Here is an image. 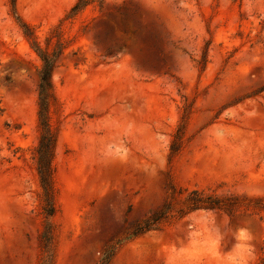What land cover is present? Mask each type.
<instances>
[{"label":"rangeland","instance_id":"rangeland-1","mask_svg":"<svg viewBox=\"0 0 264 264\" xmlns=\"http://www.w3.org/2000/svg\"><path fill=\"white\" fill-rule=\"evenodd\" d=\"M76 1L15 9L43 46ZM62 38L53 244L43 249L40 62L0 0V264H257L264 217L249 211H197L132 232L170 187L264 198V0H104L65 22ZM110 142L126 152L107 158Z\"/></svg>","mask_w":264,"mask_h":264},{"label":"trees","instance_id":"trees-1","mask_svg":"<svg viewBox=\"0 0 264 264\" xmlns=\"http://www.w3.org/2000/svg\"><path fill=\"white\" fill-rule=\"evenodd\" d=\"M103 2L104 0H77L64 18L50 32L49 36L46 37L44 45L41 46L31 28L17 15L15 0H9L10 13L40 62L37 70V127L39 138L35 148V156L36 173L42 191L41 201L46 216L44 230L40 237L43 241V249H47L53 244L49 219L54 214L56 199V190L53 182L54 168L52 164L56 144V132L50 124V112L56 104L52 74L64 48V44H66L62 38V26L65 22L75 19L88 6L97 4L101 7ZM186 121L187 113L184 112L181 123L170 145V155H175L179 151ZM241 201H247L248 203L247 205H241ZM239 210H243V212L249 211L250 215H257L263 218L264 198H245L232 195L217 196L213 193L208 194L200 190L187 192L170 187V193L162 206L138 223L134 227L132 234L137 236L150 231H160L165 225H169L173 221H179L197 211L221 212L229 217H234ZM104 259L103 263L108 264L109 257H105ZM47 262L51 264V258H48ZM257 264H264V249Z\"/></svg>","mask_w":264,"mask_h":264},{"label":"clouds","instance_id":"clouds-1","mask_svg":"<svg viewBox=\"0 0 264 264\" xmlns=\"http://www.w3.org/2000/svg\"><path fill=\"white\" fill-rule=\"evenodd\" d=\"M124 152H126V148L122 143L110 142L107 143L104 147V155L107 158H119ZM238 233H244V229H238Z\"/></svg>","mask_w":264,"mask_h":264}]
</instances>
